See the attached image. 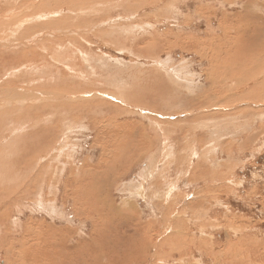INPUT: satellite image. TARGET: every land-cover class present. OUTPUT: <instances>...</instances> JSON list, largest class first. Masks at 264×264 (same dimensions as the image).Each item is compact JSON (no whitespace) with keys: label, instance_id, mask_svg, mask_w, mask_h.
Returning a JSON list of instances; mask_svg holds the SVG:
<instances>
[{"label":"rangeland","instance_id":"374dc122","mask_svg":"<svg viewBox=\"0 0 264 264\" xmlns=\"http://www.w3.org/2000/svg\"><path fill=\"white\" fill-rule=\"evenodd\" d=\"M0 36V264H264V0H0Z\"/></svg>","mask_w":264,"mask_h":264},{"label":"bare ground","instance_id":"6f19581e","mask_svg":"<svg viewBox=\"0 0 264 264\" xmlns=\"http://www.w3.org/2000/svg\"><path fill=\"white\" fill-rule=\"evenodd\" d=\"M10 1V0H9ZM8 6H9V4H8ZM9 8V7H8ZM6 25H8L7 23H6ZM263 29V28H262ZM2 36V35H1ZM0 36V37H1ZM10 41V40H9ZM10 43V42H9ZM256 45V44H255ZM250 49V48H249ZM254 50V49H253ZM246 51H248V49L246 50ZM6 53V52H5ZM7 56H8V54H7ZM1 59H6V57H4V54L3 55H1ZM129 98H130V96H129ZM144 99V98H143ZM143 100H141V102H142ZM6 103V102H5ZM136 104H137V102H136ZM141 104V103H140ZM5 106V105H4ZM3 107H2V105H0V109H2ZM51 108V107H50ZM152 108V107H151ZM5 109V108H4ZM12 110V109H11ZM2 112V111H1ZM44 114V113H43ZM48 114V113H47ZM156 114V113H155ZM32 117V116H31ZM34 117V116H33ZM54 117V116H53ZM33 119V118H32ZM34 119L36 120V119H38L37 117H34ZM52 120V119H51ZM31 123V122H30ZM28 124H29V122H28ZM59 127V126H58ZM38 128V127H37ZM27 129V128H26ZM43 129V128H42ZM44 131L43 132H41V129L40 128H38V129H33V132H31V136H33V137H35L36 139H33V141H34V143H35V141L37 142V144H35L36 146H37V151H38V149L40 148V146H41V142H42V139L44 138V137H46L47 135H48V128H45L44 127V129H43ZM2 132V131H1ZM133 134V133H132ZM1 136H2V134H1ZM48 143V142H47ZM120 144H121V142H120ZM125 145V144H124ZM35 147V146H34ZM121 147H122V145H121ZM138 148H142V147H139V145H138ZM142 149H144V148H142ZM141 149V150H142ZM32 150V149H31ZM36 151V150H35ZM121 152H123V150H121ZM31 153H32V151H31ZM128 153V152H127ZM126 153V154H127ZM117 154V153H116ZM118 156V161H120V157L121 156H119V155H117ZM2 159V158H1ZM2 161H3V159H2ZM94 161V160H93ZM7 162V161H6ZM6 162H5V164L4 163H2L4 166H7L6 165ZM7 163H9V162H7ZM33 163V162H32ZM114 164V163H113ZM10 165V164H9ZM101 167V166H100ZM16 168V167H15ZM25 168V167H24ZM13 169V168H12ZM95 169L100 173V174H103L104 173V175H105V173H107V172H105V170L103 171L102 169H100L99 167H95ZM109 169V168H108ZM107 169V170H108ZM27 170V169H26ZM30 170V169H29ZM34 170H36V169H34ZM41 171V170H40ZM25 172H27V171H25ZM25 174V173H24ZM38 174V173H37ZM39 175H41V173L39 174ZM39 175H35L36 177L35 178H38V176ZM110 174H108L106 177H105V179H107L108 178V176H109ZM42 176V175H41ZM1 178V177H0ZM14 178H16V177H14ZM41 178V177H40ZM40 178H39V180H40ZM89 178H92V176L91 175H89ZM13 179V178H12ZM68 179V178H67ZM104 176L102 177V178H100L99 179V181L98 180H94V179H90L88 182H82L80 185H79V187L77 188V189H75L74 191H75V197H76V202H75V212L78 214V215H80L81 216V213L82 212H84V213H88L87 215H93L94 217L92 218V220L94 221L93 223H94V228H93V232H92V234H93V236H92V238H91V244H96L98 247L100 246V245H102L107 239H106V236H107V233H104V230H102V229H104L103 227H102V221H101V219H102V214H103V212L105 211V209H107V211H109V212H111V213H113V214H117V216L119 217L120 216V211H119V209L117 208L118 206H116L115 204H114V202L110 199V193L109 192H105V186H103V187H101V188H99V187H97L99 184L100 185H104ZM16 180V179H15ZM34 180V179H33ZM37 180V179H36ZM76 180H78V179H76ZM2 182V181H1ZM24 183L20 186V188L21 187H23V186H25V187H27L26 185H27V181H23ZM38 182V181H37ZM71 182V181H70ZM73 182H75V181H73ZM6 183V182H5ZM20 183H21V181H20ZM85 186V187H84ZM31 189L30 190H28L27 192H32L33 191V189H32V187L31 186H29ZM81 187H84V189L85 188H87V189H85L86 191H88V192H90V194H91V196H93V198H92V200H93V205L90 207V199L88 198V197H86V196H84V197H80L79 195L80 194H82V193H84V192H77L76 193V190H78V189H80ZM43 188V187H42ZM83 190V189H82ZM96 191H97V193H96ZM2 192H3V194H4V197H5V199H6V196H8V194H7V187L5 188V189H3L2 190ZM25 192V191H24ZM44 192V191H43ZM2 195V193L0 192V196ZM40 195H43V194H40ZM79 198H82V199H80L79 200ZM70 199H72V198H70ZM8 200V199H7ZM9 202V201H8ZM35 204V203H34ZM43 205V204H42ZM6 207V204H4V208ZM107 207V208H106ZM38 208V207H37ZM7 209V208H6ZM4 210V209H3ZM106 211V213H108V214H110V215H112L111 213H109V212H107ZM4 213H5V216H6V211H4ZM105 214V213H104ZM108 214H106V215H108ZM130 215V214H129ZM89 216V217H90ZM101 221H99V220ZM112 219V218H111ZM110 222V219L109 218H106V217H103V222ZM104 222V223H105ZM106 224V223H105ZM110 225V224H109ZM2 227H4V226H2ZM107 231V230H106ZM110 231H111V229H110ZM145 231V233H148L149 231L147 230V229H145L144 230ZM56 232V231H55ZM1 236H2V234H1ZM1 236H0V238H1ZM150 237V236H149ZM147 238L146 239V244H147V247H150L151 246V242H152V240H151V238ZM5 238V237H4ZM48 238V237H47ZM136 240V239H135ZM137 241V240H136ZM2 242V241H1ZM1 244V243H0ZM61 245V244H60ZM123 245V244H122ZM130 245H132V241H131V243H130ZM34 246V245H33ZM118 246H120V245H118ZM134 246V245H133ZM136 247V246H135ZM130 248V247H129ZM51 249V248H50ZM67 249V248H66ZM99 249V248H98ZM111 249V248H110ZM121 249V248H120ZM73 250V249H72ZM81 250V249H80ZM97 250V249H96ZM122 250V249H121ZM124 250V249H123ZM127 250V249H126ZM125 250V251H126ZM49 251V250H48ZM52 251V250H51ZM54 251V250H53ZM67 251H69V250H67ZM76 251V250H75ZM138 251V250H137ZM145 251V250H144ZM144 251H143V254H144ZM43 252V251H42ZM50 252V251H49ZM70 252H72V251H70ZM146 252V251H145ZM53 253V252H52ZM125 253V252H124ZM115 254V253H114ZM53 255V254H52ZM51 255V256H52ZM112 255H113V252H112ZM116 255V254H115ZM18 256V255H17ZM55 256V255H54ZM70 256V255H69ZM105 256V255H104ZM114 256V255H113ZM127 256V255H126ZM14 257V256H13ZM57 257V256H56ZM67 257H68V255H67ZM78 257V256H77ZM101 257V256H100ZM115 257V256H114ZM144 257V256H143ZM54 258V257H53ZM60 258V257H59ZM71 258H73V257H71ZM80 258V257H79ZM111 258H113V257H111ZM110 258V259H111ZM116 258V257H115ZM122 258H124V256L122 257ZM51 259V258H50ZM57 259V258H56ZM62 259V258H61ZM67 259H70V258H67ZM96 259V261L97 260H99V256L97 255V257L95 258ZM118 259V258H117ZM120 259V258H119ZM58 260V262H59V260L60 259H57ZM73 260V259H72ZM82 260V259H81ZM107 260V259H106ZM63 261V260H62ZM75 261V260H74ZM95 261V260H94ZM101 261H104L105 262V260L103 259H101ZM112 261H114V260H112ZM112 261H110L108 264H116V263H114V262H112ZM89 263H84V264H93L92 263V261H88ZM104 262H103V264H104ZM118 262V261H117ZM51 262H49L48 264H50ZM57 263V262H56ZM64 263V262H63ZM73 263V262H72ZM71 262H70V264H72ZM79 263V262H78ZM82 263V262H81ZM80 263V264H81ZM97 263V262H96ZM53 264V263H52ZM66 264V263H65ZM74 264V263H73ZM76 264V263H75ZM100 264V263H99ZM119 264H121V263H119Z\"/></svg>","mask_w":264,"mask_h":264},{"label":"crops","instance_id":"0c3cea01","mask_svg":"<svg viewBox=\"0 0 264 264\" xmlns=\"http://www.w3.org/2000/svg\"><path fill=\"white\" fill-rule=\"evenodd\" d=\"M134 155H135V154H134ZM87 196H88V195H87ZM31 205H34V204H31ZM115 205H116V204H115ZM87 214H88V213H84V212H82V213H81V216H80V215H79V216H80L81 218L85 217L87 220H88V219H91V220H92V218H93L94 216H93V215L90 216V215H87ZM89 216H90V217H89ZM98 220H99V219H98ZM99 221H100V220H99ZM100 222H101V221H100ZM101 223H102V222H101ZM87 261H88V260H87Z\"/></svg>","mask_w":264,"mask_h":264}]
</instances>
